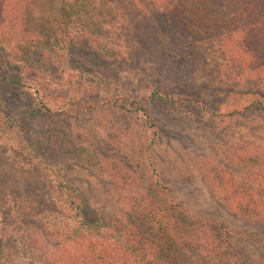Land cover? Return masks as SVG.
I'll return each instance as SVG.
<instances>
[{"label":"trees","instance_id":"1","mask_svg":"<svg viewBox=\"0 0 264 264\" xmlns=\"http://www.w3.org/2000/svg\"><path fill=\"white\" fill-rule=\"evenodd\" d=\"M117 1L0 0V87L30 85L35 73L39 76L31 84L34 99L29 111L5 113L0 104V151L9 157L15 154L17 161H12L10 169H31L37 180L50 188L41 199L54 210L58 222L51 221L56 242L53 248H47L44 260L53 264H189L184 249L194 245L200 249L196 251V260L191 258L190 264H229L235 252L228 240L235 234L220 224L211 227L217 230L219 242L204 243L191 233L182 234L179 222L176 224L184 219L179 205L163 193L165 188L152 167L143 186L147 195L139 193L130 200L119 198L120 203L124 201V208L114 222L104 223L94 220V212L75 197L72 189L54 172V164L45 157L46 150H41L43 144L37 139V133L45 131L50 119H73L81 112L97 116L93 112L110 110L122 116L137 117L147 130L154 126L148 123L145 111L139 106L141 101L164 100L174 107L186 103L181 97L176 98V93L152 91L141 82L134 92L136 97H129L125 92L130 89L119 86L117 77L112 81L104 75L87 74L85 70L79 72L81 75L76 71L72 74L84 82L80 86L91 88L97 94L95 100H87V92L80 91L73 94L72 99L65 96L61 100L55 97L50 100L40 96L41 89L49 87L66 88V93L72 89L71 82L54 78L57 71L54 63L64 68L66 54L79 56L91 52L104 60L120 61L136 46L125 27V11ZM142 2L160 10L175 32L174 40L181 35L191 42L195 51L203 50L205 59L199 65L211 68L218 79L233 83L253 80L264 85V0ZM234 97L231 115L238 116L252 108L264 113V97L256 93H235ZM32 118L46 121L37 133L29 130L28 120ZM89 124L92 131L99 130L92 118ZM149 133L152 135L144 131L146 137ZM47 135L49 143L52 132ZM91 137L104 139L99 134ZM262 140L258 136L232 154V159H239L237 162L250 161L249 165L243 164L240 177L215 167L212 175L219 189L218 197L228 210L248 220L264 222V146H258ZM7 177L0 179V264H18L10 243L16 238L10 235L6 224L22 236L19 228L38 219L29 212L34 204L29 206L21 197H13L6 190L2 182ZM124 179L121 178V183ZM38 214L43 215V210ZM27 236L31 241L28 243L36 248L40 238L34 235V230ZM22 240L23 244L28 241Z\"/></svg>","mask_w":264,"mask_h":264},{"label":"rangeland","instance_id":"2","mask_svg":"<svg viewBox=\"0 0 264 264\" xmlns=\"http://www.w3.org/2000/svg\"><path fill=\"white\" fill-rule=\"evenodd\" d=\"M117 5L125 11V27L136 46L120 61L104 60L91 52L79 56L66 54L64 68L54 63L57 67L54 78L71 82L72 89L66 93V88L49 87L41 89L40 96L61 100L80 91L87 92V100H95L97 94L91 88L80 86L83 81L72 74L76 71L81 75L79 72L85 70L87 74L104 75L112 81L117 77L119 86L130 89L125 92L129 97H136L134 92L141 82L152 91L176 93V98L181 97L186 103L174 107L164 100L141 101L139 106L145 111L148 123L154 126L147 129L152 132L147 137L146 127L137 117L122 116L110 110L93 112L97 116L81 112L73 119H50L49 126L40 132L46 121L32 118L28 120L29 130L38 132L37 139L43 144L41 150H46L45 157L54 164V172L72 189L75 197L94 212V220L112 223L124 208L125 203H120L119 198L130 200L139 193L147 195L143 186L152 167L165 188L163 193L179 205L184 219L176 224L179 222L182 234L191 233L204 243L216 242L219 240L217 230L211 227L220 224L235 234L228 240L235 252L229 264H264V222L248 220L228 210L218 197L219 189L212 175L215 167L240 177L243 164L249 165L250 161L237 162L239 159H232V154L258 136L263 139L258 146H264V113L257 108L238 116L229 113L235 93H256L264 97V85L253 80L223 82L215 72L211 73V68L199 65L205 59L203 50L195 51L191 42L181 35L173 39L175 32L159 9L142 0H118ZM36 78L39 76L35 73L30 85L0 87V104L5 113L12 110L23 114L30 110L34 99L30 88ZM90 118L95 120L94 126L99 125L97 132L91 130ZM98 134L104 139L91 137ZM66 138L75 139L71 142ZM14 156H5L0 151V179L9 175L2 182L6 190L13 197H21L29 206L34 204L29 212L38 221L21 225L22 236L6 224L10 235L16 238L10 242L11 252L18 264H53L44 259L47 248H53L56 242L51 221L58 220L54 210L41 199L50 188L37 180L31 169H10L12 161H17ZM121 178H125L122 183ZM40 210L43 215L38 214ZM33 230L40 238L36 248L28 243L31 242L28 232ZM24 238L28 241L23 244ZM199 249L194 245L185 247L189 264L191 258L196 260Z\"/></svg>","mask_w":264,"mask_h":264}]
</instances>
